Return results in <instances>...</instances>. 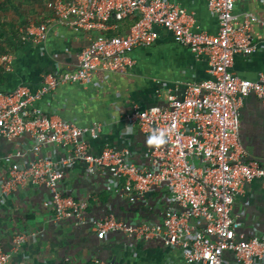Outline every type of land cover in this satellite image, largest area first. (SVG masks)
I'll return each instance as SVG.
<instances>
[{"label":"built area","instance_id":"2783aa9c","mask_svg":"<svg viewBox=\"0 0 264 264\" xmlns=\"http://www.w3.org/2000/svg\"><path fill=\"white\" fill-rule=\"evenodd\" d=\"M236 1L208 0L218 20L212 34L192 30L188 12L166 0H49V16L42 23L20 28L23 43L41 44L55 24L94 37L76 53L70 69L44 74L35 91L19 85L0 92V139L13 144L0 155V196L42 189L47 193L41 201L49 212L46 221L87 228L98 240L124 237L176 248L186 264H224L225 251L232 253L234 264H262L264 232L247 234L242 221L232 216L244 184L264 181V161L249 158L238 136L245 97L253 94L264 102V71L256 80L230 71L236 54L260 48L252 41L251 25L263 22L252 12H236ZM134 17L125 33H106L110 21ZM158 28L170 31L196 57L205 56L209 78L187 83L181 97L171 91L162 97L156 90L161 104L131 106L124 119L148 141L163 133L164 142L145 146L139 160L133 144L105 142L93 153L100 123L78 126L55 109L34 106L60 85H85L96 71H131L132 51L151 45ZM12 58L0 55V66L9 70ZM77 167L89 184L83 196L66 183ZM98 191L114 196L128 218L116 214L110 203L102 205ZM97 204L101 212L91 215ZM27 238L28 233L19 231L10 241L17 249ZM107 262L93 256L87 264ZM0 264H13L1 241Z\"/></svg>","mask_w":264,"mask_h":264},{"label":"crops","instance_id":"0c3cea01","mask_svg":"<svg viewBox=\"0 0 264 264\" xmlns=\"http://www.w3.org/2000/svg\"><path fill=\"white\" fill-rule=\"evenodd\" d=\"M42 1V0H41ZM45 1V0H44ZM183 7L190 15L191 29L215 34L218 20L209 11L208 0H166ZM29 10L28 6H24ZM235 11H249L263 22L251 25L252 41L258 45L250 54H236L230 71L249 80H256L264 71V0H237ZM30 19L42 17L48 10L44 3L33 4ZM133 19L110 21L108 35L122 34ZM158 38L147 46H138L132 53L134 66L131 71H96L85 85L69 83L58 86L43 96L34 106L42 110L55 109L62 118L78 126L93 122L101 124V137L92 142V152H99L105 142L117 147L132 145L138 160L150 143L139 131L124 119L133 104L148 107L161 104L167 91L181 97L189 82H200L209 78L205 56L196 57L182 44L176 43L170 31L158 28ZM93 33L74 30L61 25L49 27L47 37L41 44L23 43L10 53L12 63L9 70L0 73V92H8L19 85L35 91L42 76L48 72L70 69L75 55L90 43ZM159 90L161 96H157ZM238 136L249 158L264 161V102L253 94L245 97L239 110ZM13 149V144L0 139V155ZM0 163V175L3 170ZM82 167H77L66 177L68 188L79 195L89 184L83 183ZM96 184V181L94 182ZM99 201L110 203L112 210L128 218V210L106 191H98ZM47 196L42 189L0 196V241L11 255L13 264H87L96 256L114 264H186L176 248H165L155 242H142L124 237L105 240L96 239L87 228H77L72 223L62 225L46 221L49 212L42 208L41 201ZM91 209L98 215L102 205ZM103 208V207H102ZM232 216L242 221L247 234L264 232V181L254 179L245 183L237 195ZM28 233L26 242L17 249L11 243L14 233ZM224 264H234L230 251L223 253ZM264 264V262L262 263Z\"/></svg>","mask_w":264,"mask_h":264},{"label":"trees","instance_id":"16d2710c","mask_svg":"<svg viewBox=\"0 0 264 264\" xmlns=\"http://www.w3.org/2000/svg\"><path fill=\"white\" fill-rule=\"evenodd\" d=\"M48 1L49 0H0V55L13 53L23 44L20 28L30 23H42L46 17L49 16V11H47L42 17L39 16L36 19H30V16L34 13L30 10L33 8V4L42 5L44 3V6H46ZM24 6H28L29 10L24 8ZM131 24L130 22L128 26ZM2 71L3 68L0 66V73H2ZM107 264L114 263L109 260Z\"/></svg>","mask_w":264,"mask_h":264},{"label":"clouds","instance_id":"9594fccd","mask_svg":"<svg viewBox=\"0 0 264 264\" xmlns=\"http://www.w3.org/2000/svg\"><path fill=\"white\" fill-rule=\"evenodd\" d=\"M163 133H160L159 136H154L152 138L149 139V143L152 144V143H156V144H160V143H163Z\"/></svg>","mask_w":264,"mask_h":264}]
</instances>
